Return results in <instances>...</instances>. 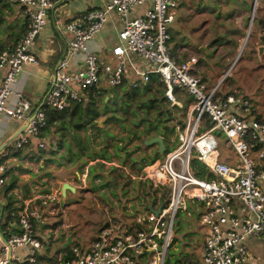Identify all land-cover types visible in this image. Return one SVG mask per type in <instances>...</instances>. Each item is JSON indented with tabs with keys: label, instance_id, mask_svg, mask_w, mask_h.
I'll return each mask as SVG.
<instances>
[{
	"label": "built area",
	"instance_id": "built-area-1",
	"mask_svg": "<svg viewBox=\"0 0 264 264\" xmlns=\"http://www.w3.org/2000/svg\"><path fill=\"white\" fill-rule=\"evenodd\" d=\"M12 2L21 9L28 26L13 47L0 51V121L6 116L20 125L27 122V126L0 149V191L6 184V165L12 159V150H24L33 140L35 146L44 148L46 142L41 135L48 126V112L56 117L73 105H84L90 95H101L102 85L135 91L161 85L165 102L173 111L171 123L177 141L162 158L146 165L138 177L153 195L144 197L142 203L137 199L130 202L132 221L106 214L89 248L75 246L71 237L68 251L57 252L55 259L44 254L49 233L56 232L46 228L49 220L43 209L48 202H59L60 191L58 197L36 191L20 201L17 219L8 222L7 199L2 194L0 264H48L44 257L51 264H171L167 253L176 215L178 211L187 214L189 203L201 206L198 223L204 231V242L199 258L174 264H249L247 242L264 233V120L239 92L220 91L234 63L210 88L200 75L198 59L179 60L169 47L168 26L179 7L175 0H108L72 20L55 22L56 33L65 37V51L55 65L47 91L33 103L11 87L26 65L38 64L36 37L47 25L54 5L52 0ZM145 4L148 8L135 16ZM111 14L118 18L120 29L116 42L102 56L89 44ZM79 54L83 55L81 69L71 72L70 60ZM95 89L98 92L91 93ZM12 96L16 104L8 107ZM185 102L184 117L178 119L175 114L183 110ZM193 159L198 161L196 168L203 179L195 176ZM86 178L87 170L78 175L83 185ZM150 205L153 211L147 208ZM51 211L48 215L53 214Z\"/></svg>",
	"mask_w": 264,
	"mask_h": 264
},
{
	"label": "rangeland",
	"instance_id": "rangeland-1",
	"mask_svg": "<svg viewBox=\"0 0 264 264\" xmlns=\"http://www.w3.org/2000/svg\"><path fill=\"white\" fill-rule=\"evenodd\" d=\"M175 1L179 7L174 12V22L168 26L171 33L170 49L179 60L196 57L200 75L210 88L219 83L234 63L222 80L220 91L231 94L239 92L255 108L258 118L264 120V53L261 58H258L257 53L260 37L264 34V1ZM2 15L0 13V17ZM259 22H263L261 29ZM0 24L5 25L0 26V44L3 45L11 36V24L6 26L3 21ZM152 92L155 93L156 88ZM100 93L95 100V109L99 113L95 121L77 130L73 123L76 118L67 113L61 122L42 133L48 145L45 144L44 148L28 146L22 151L21 157L8 162L9 170L3 189L14 177L18 179L16 189L20 190L21 196L17 198L12 191L9 194L16 201L13 204L16 208L24 196H30V189L34 187L37 192L55 194L57 197L65 179L72 182V187H80H74V194L67 191L65 199L59 196V202H48L43 209L49 220L46 228L50 227L51 232H56L49 233L47 251L44 252L51 259L57 257L60 244L66 237H72L74 245L81 249L89 248L104 224L106 214L116 220L132 221L128 213L130 202L137 199L142 203L144 197L153 194L151 188L141 184L138 177L144 167L156 158L154 152L157 147L143 150L136 137L143 131L146 121L153 122L156 114L154 109L148 110L143 105L149 94L140 90L128 96L130 92L127 88L115 91L105 85L100 86ZM185 112L184 106L175 117L183 118ZM172 124L171 121L167 123L168 126ZM203 131L200 129V132ZM154 135L155 132L150 131L149 136ZM82 139L86 144L84 151H80L77 146ZM128 139H131L129 143ZM176 141L173 134L168 143L165 141L167 148L175 145ZM32 142L35 144L36 140ZM89 148L92 153L106 151L111 157L109 162L106 161L107 165L99 161L97 163L100 164L92 165L95 173L101 175L100 179H95L88 172L89 162H95L87 156ZM24 161L29 166L24 167ZM86 168L87 178L83 185L76 180L75 173L81 174ZM131 208L135 209L134 205ZM49 211L53 214L48 215ZM189 211L187 214L178 211L176 215L173 227V239L176 241L170 244L167 253L171 264L200 256L204 231ZM254 241L247 242L251 254L249 264H264V235Z\"/></svg>",
	"mask_w": 264,
	"mask_h": 264
},
{
	"label": "crops",
	"instance_id": "crops-1",
	"mask_svg": "<svg viewBox=\"0 0 264 264\" xmlns=\"http://www.w3.org/2000/svg\"><path fill=\"white\" fill-rule=\"evenodd\" d=\"M54 8L50 11L47 25L40 32L38 38L35 41L34 45V54L38 60L37 65H26L19 75L17 82L12 85L11 89L14 92L21 93L25 97H27L33 103L39 100L43 94L47 91L49 81L52 79L53 71L57 61L62 58L65 51V37H60L54 28V24L57 21L67 22L72 20L85 12L99 8L102 6L103 2H107L108 0H52ZM264 1V0H263ZM262 1V2H263ZM6 5L4 7L3 5ZM148 8V5L145 4L139 7L134 15H141L144 10ZM0 11L3 13V17H0V22L3 21L8 24H11L10 32L11 36L8 37V40L5 41V44L0 47L11 48L16 42L25 34L27 31V22L24 18L21 9L12 2V0H3L0 3ZM0 26H5L1 25ZM120 29V23L115 14H111L109 20L103 26L101 32L97 34L93 40L90 42V49L102 56L106 55V50L111 47L116 42L117 33ZM83 61V55L79 54L76 57L70 60L69 70L71 72H76L81 69ZM3 73L0 72V81ZM16 104V97H10L8 101V107H13ZM17 122L10 121L6 116H3L0 121V137L4 136L3 139H0V149L3 147L5 143H7L8 139L21 127ZM90 135V132H88ZM83 145L86 147L85 141L82 139ZM16 159H11V161H15ZM98 160L95 162H89V167L96 164ZM87 166V167H88ZM7 171L9 170L8 163L6 165ZM88 167V168H89ZM12 168V167H10ZM87 168L84 170L86 171ZM6 171V173H7ZM83 171V172H84ZM77 176L80 173H75ZM27 181V179H24ZM63 182H67L71 186H73L72 182L68 180H64ZM62 185V184H61ZM35 187L30 189V196L23 197L22 199H28L35 194ZM15 196L20 197L21 192L16 188L12 190ZM11 193V192H10ZM9 193V194H10ZM20 199V198H19ZM250 242H255L254 239H250ZM248 241V242H249ZM256 244V243H254ZM20 253H24V251H20Z\"/></svg>",
	"mask_w": 264,
	"mask_h": 264
},
{
	"label": "trees",
	"instance_id": "trees-1",
	"mask_svg": "<svg viewBox=\"0 0 264 264\" xmlns=\"http://www.w3.org/2000/svg\"><path fill=\"white\" fill-rule=\"evenodd\" d=\"M3 2V0H0V3ZM4 7H6V5H3ZM0 13H2L0 11ZM262 23L259 24V28H262ZM3 47H0V51L3 50ZM6 49V48H5ZM152 81H155L154 79ZM124 88V87H121ZM121 88H114V90L116 91L117 89H121ZM153 88H156V92L153 93ZM140 91V90H138ZM94 92H98L96 89L92 90L91 93ZM130 93H128V96H133L135 95L136 91L135 90H129ZM144 93H148L149 94V98L146 101V103L144 102L143 105H146L148 110L149 109H154L156 111V114L153 117V122H151L150 120L146 121L145 123V127L143 129V131L139 132L138 135L136 134V137L140 140L141 136L150 138V131H154L155 135L154 136H161L167 143L170 141L171 136L174 134V128L172 126H168L167 123L172 121L173 119V111L169 108V105L165 102L164 99V92H163V88L161 87V85L156 84V86L154 85H149L146 89L143 90ZM176 95H178V92H175ZM96 98L92 97V95H90L89 101L88 103L84 104V105H73L70 109L66 110L63 114H59L56 117H54V115L51 112H48L47 118H48V126L44 129L43 132L48 131L52 126L56 125L57 123L61 122L62 119L65 117V115L67 113H69L71 115V117L76 118L73 123L74 126L77 130H81L83 128H85L88 124H90L92 121H95L99 115L98 111L95 109V101ZM187 103H184V106L186 107ZM62 125H64L62 123ZM43 135H41L42 137ZM152 136V137H154ZM131 141V139H128V143ZM141 142V140H140ZM47 144V143H46ZM34 145V142L30 144V146ZM48 145V144H47ZM77 146L80 148V151H84L85 150V146L83 145L82 141L79 140V143L77 144ZM176 145H173V147ZM121 148V147H119ZM12 158L17 159L19 157H21L22 155V151L23 150H12ZM87 156L92 160H103V161H107L109 162V160L111 159L110 155L108 153H106V151L102 152L101 154L98 153H92L91 149H88V153ZM156 158L158 159L159 157L157 155H155ZM30 159H32L33 157H29ZM109 158V159H107ZM35 159V158H33ZM152 160L151 162L155 161ZM150 162V163H151ZM100 164V163H97ZM199 166V163L196 159L192 160V170L195 174L196 177L203 179V176L201 175V171L198 170L197 168ZM88 172L90 173V175L94 176L95 179H100L102 178L100 174L95 173L96 170L90 166L88 169ZM93 173V174H92ZM89 177V176H88ZM17 178H13L12 181L10 182V184L5 187L4 189H2V194L4 195V197L7 199V203L5 206V220L8 221H13L16 220V214L17 211L21 209V207L16 208L14 207V203L16 202L15 200H13L10 196H8V194L10 193V191H12L13 189L17 188ZM48 194V193H47ZM146 194H150L149 192H146ZM153 195V194H152ZM188 208H190V213L192 215V217H194V219L196 221L199 222V218H200V205H195L192 203H189ZM264 235V233L262 234ZM261 235V236H262ZM176 239H173L172 243H175ZM60 251H68V247L67 248H60L58 250V252ZM42 260L47 261L48 264H51V261L44 257L42 258ZM41 261V260H40Z\"/></svg>",
	"mask_w": 264,
	"mask_h": 264
},
{
	"label": "water",
	"instance_id": "water-1",
	"mask_svg": "<svg viewBox=\"0 0 264 264\" xmlns=\"http://www.w3.org/2000/svg\"><path fill=\"white\" fill-rule=\"evenodd\" d=\"M255 7V6H254ZM253 7V9H254ZM260 23V22H259ZM38 38V36L36 37V39ZM257 53H258V58H261V56L264 53V36L260 37V46L257 48ZM27 126V122H25L7 141V143L12 142L21 132H23V130L25 129V127ZM98 127H101V125L98 124ZM141 140V144H142V148L143 150L151 148V147H157V149L155 150L154 154L157 155L159 158H162L164 156V154L167 151V146L165 143V140L161 137V136H154V137H144L141 136L140 138ZM5 143V144H7ZM4 144V145H5ZM3 145V146H4ZM92 149V147H91ZM71 192L72 194L75 193L76 189L74 187H72L71 185H69L67 182L63 183L60 187V195L63 199L66 198V192ZM164 206V203L161 205V207ZM150 211L152 210V206H148L147 207ZM160 212V209H158L157 211H154V213L156 215H158ZM37 221H39V218H37ZM71 244V237H69L67 239V242L64 244V248H67L69 245Z\"/></svg>",
	"mask_w": 264,
	"mask_h": 264
},
{
	"label": "bare ground",
	"instance_id": "bare-ground-1",
	"mask_svg": "<svg viewBox=\"0 0 264 264\" xmlns=\"http://www.w3.org/2000/svg\"><path fill=\"white\" fill-rule=\"evenodd\" d=\"M241 52V51H240Z\"/></svg>",
	"mask_w": 264,
	"mask_h": 264
}]
</instances>
